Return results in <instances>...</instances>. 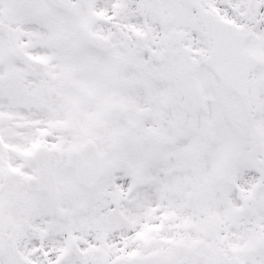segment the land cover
<instances>
[{"label": "snow or ice", "instance_id": "6c2138e0", "mask_svg": "<svg viewBox=\"0 0 264 264\" xmlns=\"http://www.w3.org/2000/svg\"><path fill=\"white\" fill-rule=\"evenodd\" d=\"M0 264H264V0H0Z\"/></svg>", "mask_w": 264, "mask_h": 264}]
</instances>
